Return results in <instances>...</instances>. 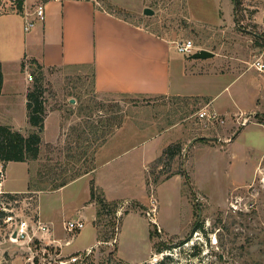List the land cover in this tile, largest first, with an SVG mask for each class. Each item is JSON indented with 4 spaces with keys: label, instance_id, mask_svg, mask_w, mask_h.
Returning a JSON list of instances; mask_svg holds the SVG:
<instances>
[{
    "label": "rangeland",
    "instance_id": "1",
    "mask_svg": "<svg viewBox=\"0 0 264 264\" xmlns=\"http://www.w3.org/2000/svg\"><path fill=\"white\" fill-rule=\"evenodd\" d=\"M238 1L237 11L233 0H112L123 8L106 3L134 25L173 43L190 40L194 51L213 53L206 59H190L193 53L176 50L171 53L173 64L184 61L188 72H208L193 84L186 80L185 89L209 95L213 105L208 109L201 98L99 95L90 69L48 71L43 81L45 107L47 114L60 112L65 141L45 146L39 170L46 177L29 179V188L48 189L55 180L70 179L92 168L94 144L105 133L112 134V125L118 123L121 127L128 122L127 130L130 125L150 128L155 137L145 146L149 143V156L157 149L160 154L149 164L136 150L101 169L103 178L108 176V181L103 180L107 195L119 199L109 201L118 203L115 214L98 224L101 238H110L107 243L94 234L92 209L87 204L81 211L84 228L73 234L63 228L71 217L64 205L87 198L83 181L62 193L40 196L43 211L50 213L51 207H58L52 214L53 233L72 239L69 252L83 250L71 256L61 255L59 247L38 235L31 242L11 240V233L23 220L35 231L38 195H0V264H160L167 257L166 264H264V125L260 123L264 74L252 66L260 57L258 49L264 46V0ZM148 8L153 15L144 14ZM13 15L22 20L24 30L22 14L14 10ZM5 42L0 35V45ZM261 61L264 63V54ZM27 69L32 87L34 75ZM212 110L222 113L217 112L223 123L199 116L201 111ZM4 111L0 108V123ZM24 112V107L22 112L16 107L18 116ZM92 126L99 128L96 142L89 134ZM53 130L50 122L47 134ZM168 148L179 154L163 157ZM22 177V166H9L7 189L22 187ZM116 220H120L118 230L110 223L105 225ZM197 221L201 227L192 231ZM90 243L88 253L84 249ZM159 243L164 244L162 253L156 252ZM72 257L78 260L72 262Z\"/></svg>",
    "mask_w": 264,
    "mask_h": 264
},
{
    "label": "crops",
    "instance_id": "2",
    "mask_svg": "<svg viewBox=\"0 0 264 264\" xmlns=\"http://www.w3.org/2000/svg\"><path fill=\"white\" fill-rule=\"evenodd\" d=\"M107 2L112 3V0H25L23 12L32 13L38 4H43L46 14L45 20L37 23L29 31L22 30V20H19L18 16H15L16 14L13 15L14 10L5 11L0 16V35L6 40L0 45V63L3 75L0 108L5 109L4 121L0 125L11 126L24 135L32 130L26 114V94L30 87L25 72L28 70L30 60H36L42 66L45 74L55 69H72L82 72L90 69L94 91L99 95H126L133 98H201L208 109L212 107L213 99L209 95L201 92L192 93V88L185 89L186 80H190L192 83L195 78L204 77L208 72L197 69H190L191 71L188 72L186 63L181 59V62L177 61L173 64L171 61V53L175 50L173 41L152 33L144 27L134 25L117 14L115 10L108 9ZM111 5L119 7L113 3ZM258 50L261 57L264 54V46ZM195 52L197 51L193 53ZM190 59L192 58L190 57ZM22 64H25L24 70ZM16 107L20 112L24 107L25 112L18 116ZM212 111L215 112V110ZM50 122H53L54 130L51 135H48ZM62 123L63 120L58 110L47 114L41 133L42 145L38 159L30 162L7 163L3 190L5 194L12 195L27 192L36 193L38 195L37 225L44 227L39 230L37 225L35 226L38 239L59 247L61 255L71 256L81 253L83 250L69 252L67 247L72 244V239H69L68 236L61 238L58 234L53 233L52 214L58 211V207H51L50 213L43 211L39 203L40 196L62 193L68 187L83 181L84 187L87 188V198L80 203L72 199L68 205H64V209H69L70 218H73H69V221L85 223L81 211L87 204L92 209L93 215L90 220L94 226V234L98 238V229L94 225L97 207L91 201V182L93 181L95 186L104 193L108 201L119 200L112 199L107 195L108 191L103 180L108 181V176L103 178L104 174L101 169L121 155L136 150L142 152L144 163L150 164L153 159L159 156L160 152L157 149L153 155L149 156L151 153L150 150H147L149 143L145 146V142L149 141L150 137H155L152 136L150 128L130 125L131 128L127 130L128 122H125L121 127H115V131L99 147L94 144L92 149L94 165L92 164V168L82 172V175L75 179H67L68 183L58 189L43 187L31 189L28 187L29 179L37 181L38 178L42 179V176L39 175V165L43 160L45 146L51 147V145L65 141V129ZM98 129L93 126L89 132V134H93L94 141L96 140L95 135L100 133ZM124 131L128 132L125 134ZM141 138H143L142 141H139ZM136 140L138 141L135 142ZM228 140L225 139V141ZM9 166L14 168L22 166V187L7 189ZM64 230L70 234L80 231L69 232L65 228ZM92 244L90 243L84 250H91ZM140 263L141 261L138 262V264ZM12 264L17 263L13 262Z\"/></svg>",
    "mask_w": 264,
    "mask_h": 264
},
{
    "label": "trees",
    "instance_id": "3",
    "mask_svg": "<svg viewBox=\"0 0 264 264\" xmlns=\"http://www.w3.org/2000/svg\"><path fill=\"white\" fill-rule=\"evenodd\" d=\"M10 1L14 4L15 10L18 13L23 12V6H24L25 0H10ZM233 1L235 4V10L237 11V6H238L239 1L238 0H233ZM3 4H4L3 0H0V6ZM29 67L32 69V73L34 75V83H33V86L28 89V92L26 94V109H27L28 123L32 127V130L27 135H24L21 132L15 130L11 126L0 125V161L3 162L4 165H6L9 162L34 161L38 159L40 151H41V145H42L41 133L43 131L44 121L47 116V110H46L45 101H44L45 90L43 88V81L45 78V73L43 71L42 66L36 60H30ZM24 68H25V64H22V69L24 70ZM2 84H3V75H2V69H1V64H0V93L2 89ZM195 101L198 102L199 100L195 99ZM260 123L264 125V117L262 118ZM112 126H113L112 130H113V128L119 127L120 123L112 125ZM81 135H82V132L81 134H79V136ZM95 136L97 139L100 137V134L97 133V135ZM108 136L106 135V133L104 134L102 141L99 144H97L98 147L106 141ZM78 139H81V138L79 137ZM86 148L88 149L89 147H86ZM86 150L82 153V155L87 156ZM166 150L167 152H165L163 157H165L166 155L169 157H172L177 153L172 148H168ZM153 165H152V169H154ZM154 172H155V169H154ZM39 175L42 176V178L46 177V173L40 172ZM80 175L82 174L81 173L74 174L70 179H75L76 177H79ZM67 183H68L67 179L61 180L60 182H57V183L55 180V184L51 186V189H58L60 187L65 186ZM90 194H91V201L94 202L97 207L96 219L94 221V225L98 229L99 221H104L106 216H111L115 214L116 210L118 209V203L107 201L102 191H100V189L97 188V186H95L93 181L91 182ZM6 195H9L8 197H13L11 196V194H6ZM128 213L129 212H126L125 214L127 215ZM109 223H110V226L112 225L115 228L117 227V230H118L120 220H116V222H113V223L107 222L105 223V225H109ZM200 227L201 225L199 221H197L194 224L192 231H197L198 229H200ZM106 232H108V229ZM100 233L101 232L98 230V237H99L100 242L101 243L109 242L110 238L107 235L101 238L102 236L100 235ZM154 234L158 235L157 231ZM163 247H164V244L159 243L157 246L156 252L162 253V251L165 249ZM166 259H169V258L167 257L163 259V261H161L160 264H166Z\"/></svg>",
    "mask_w": 264,
    "mask_h": 264
},
{
    "label": "built area",
    "instance_id": "4",
    "mask_svg": "<svg viewBox=\"0 0 264 264\" xmlns=\"http://www.w3.org/2000/svg\"><path fill=\"white\" fill-rule=\"evenodd\" d=\"M55 1H60V0H55ZM3 5L0 6V12L6 9H11L15 10L14 4L10 0H3ZM16 11V10H15ZM23 19H24V30L29 31L31 28H33L37 23L43 22L46 18L45 14V8L43 4H38L32 11V13H27V12H21ZM33 15V16H31ZM33 17V18H32ZM175 50L178 53L182 54H192L194 52V45L190 40L182 41V42H175L174 43ZM252 66L257 69L260 73L264 74V63L261 61V57L257 58ZM26 76L28 81L32 80V76L27 72L26 70ZM199 116L201 118H207L210 122L214 121H220L223 123V120H220L218 117L219 115L216 112H206V111H201L199 113ZM6 178V172H5V165L3 162L0 161V195L5 194L3 190V185L5 182ZM153 211V210H152ZM151 211L147 210L146 214L153 220L155 219L151 216ZM84 227V222L82 221H68L64 224V228L71 232L75 230H80ZM37 229H44L41 225L37 226ZM15 234V237L13 238V235ZM11 240L15 241H20V242H31L35 236H36V229L35 231H30V227L27 224L26 221H21L16 228L13 230L11 233ZM91 250H88V253H90ZM78 260V257H72L71 261L75 262ZM63 263V262H62Z\"/></svg>",
    "mask_w": 264,
    "mask_h": 264
},
{
    "label": "water",
    "instance_id": "5",
    "mask_svg": "<svg viewBox=\"0 0 264 264\" xmlns=\"http://www.w3.org/2000/svg\"><path fill=\"white\" fill-rule=\"evenodd\" d=\"M144 14L145 15H153L154 12L151 9L148 8V9H145ZM212 56H213V53L202 49V50H199V51L193 53L190 57L192 59H206V58H209V57H212ZM71 102L73 103L74 100H71ZM14 237H15V234L13 235V238Z\"/></svg>",
    "mask_w": 264,
    "mask_h": 264
}]
</instances>
